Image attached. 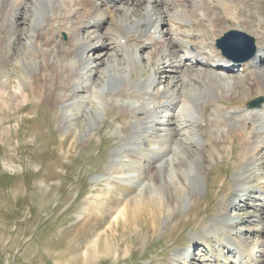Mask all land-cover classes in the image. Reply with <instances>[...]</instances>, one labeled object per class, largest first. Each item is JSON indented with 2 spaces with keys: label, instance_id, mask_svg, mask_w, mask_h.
<instances>
[{
  "label": "rangeland",
  "instance_id": "374dc122",
  "mask_svg": "<svg viewBox=\"0 0 264 264\" xmlns=\"http://www.w3.org/2000/svg\"><path fill=\"white\" fill-rule=\"evenodd\" d=\"M32 10L25 5L15 14L18 17ZM256 17L264 18V9ZM229 23L233 27L218 28L222 31L211 44L223 56L220 41L229 31L238 29L231 19ZM3 25L7 26L4 22ZM241 31L255 38L257 52L260 35L246 25ZM60 39L66 40V35L61 34ZM118 40L120 45L126 42L119 37ZM118 51L122 55L124 48ZM233 61L229 71L239 75V82L243 83L242 63ZM259 64H264V57ZM146 69L143 76H148L152 67ZM253 69L249 72L255 74L256 68ZM7 70L17 84V77H23L26 68L19 61L7 66ZM187 76L182 77L183 87L200 85L198 92L205 91L201 74ZM259 77L264 80L263 75ZM165 79H159L158 83ZM106 82L111 84V78ZM106 82L103 89L107 88ZM160 86L163 88L164 83ZM227 89L221 90L227 94ZM28 90L31 99L25 106L12 102L9 109L0 98V264H264V165L249 170L245 180L248 183L238 190L239 172L246 167L242 158L243 137L249 133L245 130L244 136L222 141L221 151L215 153L214 128L209 124L215 111L225 114L223 107L216 104L223 103L229 107L227 111L237 113L253 107L258 98H263V103L260 90L243 89L228 100L204 104L207 120L204 127L209 130L205 132L206 141L189 137L191 148L186 149V154L179 149L174 157L179 154L180 159L187 157L194 162L205 155L206 185L190 194L189 203L188 191L180 188L182 203L173 208L164 185L158 183L170 173L166 162L170 156L161 159L156 172L143 168L134 180L123 178L120 167L108 169L111 152L122 145V135L131 132L128 119L130 102L134 100L129 101L131 106L126 111L120 108L124 102L121 99L101 105L95 98L87 100L88 104L78 103L76 123L64 127L60 123L61 106L49 102L47 97L36 99L32 89ZM98 108L104 109L103 117L91 136L85 137L94 122L91 113L96 116ZM116 128L118 132H114ZM237 130L242 133V129ZM258 140L263 147L264 140ZM127 152L124 148L118 150L119 158L125 154L122 157L125 162ZM257 159L264 161V150ZM177 169L180 173L179 165ZM128 170L138 172L134 167ZM174 180L179 186V181ZM233 194L236 196L223 209L221 202ZM223 217H229L230 223L234 220L235 231L229 230L224 222L220 228L206 231L207 221ZM229 236L234 238L230 240ZM228 240L233 243L231 249ZM242 240L245 244L240 243ZM241 246L244 249L240 251ZM176 252L179 256L174 260Z\"/></svg>",
  "mask_w": 264,
  "mask_h": 264
},
{
  "label": "bare ground",
  "instance_id": "6f19581e",
  "mask_svg": "<svg viewBox=\"0 0 264 264\" xmlns=\"http://www.w3.org/2000/svg\"><path fill=\"white\" fill-rule=\"evenodd\" d=\"M25 5L33 12L24 11L22 16L16 17V10ZM263 9L264 0H127L119 3L115 0H0L1 102L9 109L17 102L25 106L31 99L28 90L31 88L36 99L47 97L49 102L61 106L60 123L65 127L76 123L78 103L88 104L87 100L93 98L99 105L123 100L121 110L126 111L132 105L128 119L131 132L122 135V145L111 152L108 169L120 167L123 178L134 180L143 168L156 172L161 159L170 156L166 161L170 173L157 182L164 185L172 208L182 203L180 188L188 191L186 201L189 203L190 194L206 185V156H197L198 161L192 158L193 162L191 158L180 159L179 154L174 155L179 149L185 153L191 148L187 142L189 137L206 141L205 132L209 130L204 127L207 121L204 104L222 98L228 100L243 89L252 92L258 89L264 96V80L259 77L264 76V64H259L264 57L261 56L264 55V18L256 17ZM229 19L238 30L246 25L261 38L256 54L242 62L243 83L239 82V75L229 71L233 60L211 46L222 31L218 28L233 27ZM61 34L66 35V40L60 39ZM118 37L126 42L120 45ZM118 48H124L122 55ZM19 61L26 70L23 77H17L16 84L7 66ZM147 66L152 70L148 76H143ZM253 68H256L255 74L249 72ZM133 74L137 77L133 78ZM189 74H201L204 92H198L200 85L198 89L194 84L191 88L183 87L182 77L187 78ZM163 77L165 81L158 83ZM108 78L111 84L106 82ZM104 82L108 83L106 89H103ZM222 87L228 88L229 93L221 90ZM130 100H134L131 105ZM215 106L226 111L221 115L215 111L209 119L214 128L215 153L221 151L219 143L222 141L244 136L245 130L249 133L243 137L242 158L246 167L239 172V190L248 183L245 180L249 170L261 169L264 165V161L257 159L264 150L263 142L258 140H264V101L237 113L227 111L229 107L223 103ZM99 111L96 116L91 113L94 122L85 137L91 136L98 127L104 109ZM238 128L242 133L236 132ZM114 132H118L117 128ZM121 148L128 151L126 162L122 159L125 154L119 158ZM177 165L181 167L180 173ZM129 167L138 172L129 171ZM174 179L179 181V186ZM235 196L221 202L222 208ZM228 218L207 221L206 231L210 233L220 228L222 222L235 231L234 220L230 223ZM231 237L230 240L234 238ZM230 240L229 249L233 246ZM177 256L179 252L175 253L174 260Z\"/></svg>",
  "mask_w": 264,
  "mask_h": 264
},
{
  "label": "water",
  "instance_id": "95a60500",
  "mask_svg": "<svg viewBox=\"0 0 264 264\" xmlns=\"http://www.w3.org/2000/svg\"><path fill=\"white\" fill-rule=\"evenodd\" d=\"M219 46L226 56L238 61L251 58L256 52L255 38L244 31L235 29L226 34ZM261 101V98L256 99L253 104Z\"/></svg>",
  "mask_w": 264,
  "mask_h": 264
}]
</instances>
